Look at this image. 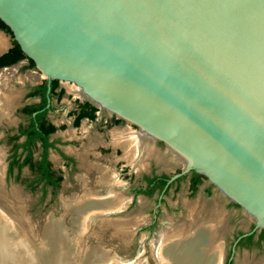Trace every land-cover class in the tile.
Masks as SVG:
<instances>
[{"label": "water", "instance_id": "95a60500", "mask_svg": "<svg viewBox=\"0 0 264 264\" xmlns=\"http://www.w3.org/2000/svg\"><path fill=\"white\" fill-rule=\"evenodd\" d=\"M0 19L41 71L30 50L97 84L264 212V0H0ZM51 217L39 232L28 229L33 264H84V251L55 259L63 247L47 240ZM98 239L84 247L107 252L104 264H137L112 260ZM154 240V260L162 264Z\"/></svg>", "mask_w": 264, "mask_h": 264}, {"label": "flooded vegetation", "instance_id": "af4514ba", "mask_svg": "<svg viewBox=\"0 0 264 264\" xmlns=\"http://www.w3.org/2000/svg\"><path fill=\"white\" fill-rule=\"evenodd\" d=\"M0 31L9 34L2 29H0ZM0 34L7 41L6 45L3 48H0V52L7 49L6 51L0 53V55H2L13 45L14 39L12 36L11 41L9 42L8 38L3 33L0 32ZM11 59L12 55L4 60H1L0 70L9 68L16 64H21V67L28 70H33L36 66L35 62L34 65L31 66L30 62L26 58H21L14 61L13 63H8V60ZM38 65L42 69L43 74L47 75L48 72L46 73L40 64ZM53 80H56V82H53ZM60 81L65 80H60L58 78H46L40 82L31 84L25 92H13L6 91L5 87L7 84L1 79L0 76V95L1 97L6 98L5 101L0 100V130L2 131L0 132V139H3V141L8 146V154H6L4 146H2L0 143V167L2 166L1 178L4 182L5 174L7 177L12 175L15 171L16 176L18 174L16 167L13 168L12 174H8L9 163L14 159H17L16 164H20L25 160L26 157L30 155L31 160L27 161L20 170V172L23 168H27L29 170L31 173V178L28 180V182L41 178L42 173L40 172V166L42 161L46 160L49 162L47 169L51 171V177L53 180H56L58 177H60L61 183L63 180L62 168L55 167L49 157L51 150L56 151L65 167H73L78 160L81 168L85 170L84 177L79 176L78 178L81 188L80 194L84 195L83 193L85 192L87 195H89V197H105L112 193H116L119 196H124L123 198L126 199L124 205L122 203L121 208L119 210H114L113 214L123 210L126 207H129L130 204L134 203L138 196H141L142 198H152L155 195L156 204L151 209L153 218L143 227V230H145L149 235L154 230L156 217L160 211V204L164 201V196L169 192L171 187L177 189L180 182L184 180L187 184L186 187L190 196H193L198 191V189L201 188L204 197H200V199H196V201H187L184 199L181 200V206L187 213L185 212L186 215L184 219L181 220V223L174 225L183 224L187 226L188 229L191 219L188 213L191 209H194L195 204H197V207L201 205L206 209L213 208L222 215L221 219L225 220L224 227L222 229L218 228L217 230L219 239L215 240V243L212 245L213 250H216L217 248L218 251H221L218 255L220 264H233L237 250H246V253L247 251L253 249L257 251L261 250V248L264 246V225H258L255 219H253L251 216L253 222H251L247 228L238 229L234 232H231V212L229 209L232 206H236V208L241 209L242 207L233 201L230 196L224 194L218 188L215 181L203 171L195 167V165L191 164L190 168L187 171H184L185 161L181 159L175 158V160L173 159L170 161L168 165H165L162 162L163 160L160 162L158 161L160 166L164 167L165 169H169V164L174 163L175 161L178 162L179 165H177V167H175V169L170 172H167L164 169L160 172H157L156 166L153 162L155 161V158L151 157L147 151H144L145 154H143V152L142 154L137 155L136 148H133L134 146L137 147L136 140L139 138H145V141L151 148H153L151 142L154 139L152 136H150L153 134L144 129L142 126H140L138 121L130 118L125 113H121L116 108L110 107L108 104L103 103L98 97L94 96V98L93 95H89L86 92L83 84L80 86V84L77 82L78 85L75 87V89L77 90L78 95L74 98L73 102L70 103V105L72 104L70 108L64 112L63 120H58L57 123H54L50 118V114L57 110L56 104L61 103L65 91V88L60 85ZM42 84H45V93L42 92ZM91 98L96 100L102 106H100ZM83 120L87 122L98 121V126L96 128L84 126L80 127V123ZM136 122L139 124L141 130L143 129V133L139 132L140 128L136 125ZM58 130H66L64 131V136H68L69 138L76 137L77 134L75 133V130H82V134L88 130H107L108 141L99 137L96 143H84L82 147L78 149H68L69 152H65L62 151L58 146L59 139L55 138L56 132ZM88 135L89 134H87L86 137H88ZM41 137L44 138L46 142H50L51 145L44 148L43 144L45 140ZM115 139L117 140L115 141ZM156 141L165 146L163 140L157 139ZM98 145L99 147H102L100 148V152H91L92 148ZM105 145L113 149V157H104V155H102L101 152ZM44 151H46L45 157H43ZM126 151L128 153H126ZM69 153L74 154L76 158L71 156ZM90 156L95 157L96 159L102 158L104 160L107 158L109 163H102L98 160H92L89 158ZM135 160L140 162L138 163ZM120 162L126 164H120ZM112 163H114V166H112ZM119 164L123 165L124 167L117 169ZM127 167L132 169V173L128 174ZM137 172L140 174L134 181L133 179H135V173ZM126 175V178L131 180L133 183L129 195H126L120 190V187L125 180L123 177ZM89 176H95V179L93 180H96L97 185H99V187L101 186L100 188L105 190L107 195L105 193L101 194L99 190H93V188L88 186L89 180L91 181ZM49 187L53 191L56 190L54 186ZM84 187L86 189H83ZM213 187L216 188L218 192H220L221 195L226 199L223 206L221 204L210 205L208 201H205V199L211 194ZM196 206L195 208H197ZM189 217L190 219H188ZM142 221L144 222L146 219L143 217V220L141 219V222ZM209 254L210 253H208V255ZM245 259L248 261L246 257Z\"/></svg>", "mask_w": 264, "mask_h": 264}, {"label": "bare ground", "instance_id": "6f19581e", "mask_svg": "<svg viewBox=\"0 0 264 264\" xmlns=\"http://www.w3.org/2000/svg\"><path fill=\"white\" fill-rule=\"evenodd\" d=\"M6 43H7L6 39L0 34V48H3L6 45ZM30 51L33 53L38 64H40V66L44 69L46 73L53 72V73L61 74L66 77H72L80 84V86H82L83 84L86 92L89 95L91 94L93 95V97L94 96L98 97L103 103L108 104L110 107L116 108L119 112L125 113L130 118L138 121L140 123V126H142L144 129H146L147 131L153 134L150 135L153 137V139L154 138L163 139L167 144V149L177 159H181L185 161L184 163L186 166L191 164H195V165L199 164L202 167H204V170L208 173V175L211 178L213 177L212 179L215 180L218 184L220 183L222 185L221 186L219 184L224 191L229 193L232 197L241 200L244 203V205L250 211H252L253 214L257 215L259 223H264V212L259 213L258 211H256V209L253 208V206L247 200H243L241 198L240 194L233 189L231 184L217 177V174L215 175V173L213 172L214 168L210 164L206 162H202L203 160L200 157H198L193 152L188 150L186 147L178 143L176 140H174L169 135L164 133L162 130L154 126L152 123L147 121L145 118H143L138 113L130 109L128 106L123 104L121 101L116 99L114 96L106 92L104 89L99 87L91 80L81 76L78 73L76 74L69 73L66 70L65 66L49 58L45 52L42 51L34 52L32 50ZM0 100L5 101L6 98L1 97L0 95ZM160 136H163L165 139ZM117 139H115V141ZM139 139L136 140L137 147L135 146L133 147L136 148L137 155L142 154L144 151H147L149 155L154 156L160 162L162 158L156 153V151L153 148L149 146V144L145 141V138L140 140ZM126 153L128 152L126 151ZM143 154H145V152ZM137 162L139 163L140 161ZM1 167H0V264H33V261L35 260V255H33L32 257L28 249L31 250V247H33L35 244L32 238L33 235L25 227L26 224L25 217L22 212L21 204L18 203V198L20 197L19 196L20 194L17 188L14 187L11 188L10 194H8L5 191L3 179L1 178V173H2ZM83 189L86 188L84 187ZM6 194L7 195L12 194V195L7 196ZM83 194L84 195L73 194L68 198H62L64 211L65 212L70 211L73 214L72 222L75 224L74 226H77V233L74 234L75 236L73 235L75 238L72 235L71 236L74 238L75 240L74 242L77 241L76 242L78 244L77 246L79 248H82V251H84L83 261H86L89 264H99V263L104 264V260L106 258L107 252H104L102 249H100L97 246L93 248L90 247L85 248L84 243L82 242L83 235H85L87 232V229L89 227L88 224L92 218V215L94 216V218L99 219L101 225H106V224L111 225L116 230L122 229L121 231H124V233L128 232V229L130 232V229H132L133 226L135 227L136 225H138V223L141 221L140 219L141 216L126 215L124 217H113L109 215V214H113L114 210H119L122 206L121 205L122 203L124 205L126 199H124L123 198L124 196L122 197V195L119 196L116 193H112L105 197H100V196L89 197L87 193L84 192ZM196 205L197 204H195V206ZM195 206L193 209L194 212L191 209L190 212L188 213V215L191 217V219L190 217L188 218L190 219V223H189L190 225L188 226V229L187 226L183 224L178 226L177 225L173 226L168 224L169 226L161 229L162 231L159 232V236H158L159 242H155L156 245L158 244V249L156 250V247L154 249L159 256V259L162 261V264H220L218 255L221 251H218L217 248L216 250H213L212 245L215 243V240L219 239L217 230L218 228L222 229L224 227L225 220L221 219L222 215L218 211H215V209L213 208L206 209L201 205L198 207L196 206L197 208H195ZM25 229L27 231H25ZM65 230H67V227L65 229V226H63L62 218H58V219L53 218L50 221V223L46 226L47 240L53 245L56 242L60 243V247L61 246L63 247V248L61 247L62 249H60L59 247L60 251L55 258L56 260L58 259V257L61 256H62L61 259H63V261H65V259H73V256L70 255V253L71 252L73 253L74 249H75V253L78 251L76 248H74L75 247L74 243L72 244L73 238H71L72 239L71 240L70 236L68 237L69 234L67 235ZM208 253L210 254L208 255ZM239 264H264V258L255 262H248L245 259L240 261Z\"/></svg>", "mask_w": 264, "mask_h": 264}, {"label": "rangeland", "instance_id": "374dc122", "mask_svg": "<svg viewBox=\"0 0 264 264\" xmlns=\"http://www.w3.org/2000/svg\"><path fill=\"white\" fill-rule=\"evenodd\" d=\"M3 33L9 40L11 41V38L13 35ZM0 76L1 79L7 84L5 89L6 91H23L25 92L28 87L33 84L40 82L43 79H46L47 76L43 74V72L35 66L33 70H28L23 67H21V64H16L14 66H11L6 69L0 70ZM60 85L65 88L63 98L61 100L60 104H56L57 110L50 114V118L54 123H57L58 120H63L64 112L70 108V103L73 102L74 98L78 95L77 90L75 87L77 84H75L72 81H60ZM98 121L93 122H87L83 120L80 123V127H92L96 128L98 126ZM68 129V128H67ZM64 131L66 130H58L56 132V137L59 139L58 146L62 151L69 152L70 149H78L82 147L84 143H96L97 139L100 137L103 140H107V130H88L84 134L81 133L82 130H75V133L77 134L74 138H69L68 136H64ZM0 132H2L0 130ZM88 137H86V135ZM102 136V137H101ZM106 137V138H105ZM1 138V137H0ZM0 143L2 146H4V149L6 151V154H8V146L3 141V139H0ZM151 145L155 151H157V154L162 158V162L165 163V165L175 160V156L168 150L163 144L158 143L156 140H152ZM100 148L98 146H95L92 148L91 152H100ZM69 149V150H68ZM159 152V153H158ZM102 155L104 157H113V149L111 147H108L105 145L102 149ZM71 156H74V154L69 153ZM49 157L53 163V165L57 168H62V174H63V180L59 184V187L53 191L50 187L46 189L45 192L41 190V185H36L33 188L29 187L28 180L31 178V173L27 168H23L19 175L16 176V171L10 175L6 176L5 174V182L4 189L5 191L10 194L11 188H17L19 191V198L18 203L21 204L22 212L25 217L26 222V228L32 229L35 233L39 232V229L44 225L46 217L51 214L54 219L62 218L63 226H65V229L67 227L66 233L68 237L70 236V239L73 238L75 233H77V226H74L75 224L72 222L73 216L71 217L70 211H64L62 208L61 198H68L73 194H80V181L79 176L84 177L85 170L81 168V165L79 161H76V164L73 167H65L60 160L58 153L56 151H50ZM155 158L154 156H151ZM76 158V157H75ZM92 160H98L102 163H109L107 158L104 159H96L95 157L90 156L89 157ZM152 159V158H151ZM150 159V160H151ZM177 159V158H176ZM156 166V171L160 172L163 169L167 172L173 171L175 167H177L178 162L170 163L169 169H165L164 167L160 166V163L155 158V161H153ZM7 164V163H6ZM120 164H126L121 163ZM118 165V168H123V165ZM112 166H114V163H112ZM128 168V174L132 173V169L130 167ZM6 170V167H5ZM6 173V171H5ZM140 173H135V179L139 176ZM91 181L89 180L88 186L94 189L99 190L101 194L105 193V190L101 189L99 185H97L95 176H89ZM126 176L123 177L125 179L122 183V186L120 187V190L125 193L126 195H129L131 192V186L133 183L131 180L127 179ZM186 182L182 180L177 187V189H174V187H171L169 192L164 196V201L160 204V211L156 217V224L154 226V230L148 235L145 230H143V227L146 225V223L150 222L153 218V214L151 212V209L155 206V195L152 198H142L141 196H138L137 199L134 201L133 204H130L129 207L124 208L123 210L118 211L115 214H109L113 217H124L126 215H137L141 216V219L143 220V217L146 219V221H142V223H138L139 226L135 228V230L128 229V232L124 233V231L116 230L111 225H101L99 222V219L94 218L92 215V218L89 222V227L87 229V232L85 235H83L82 242L87 245L95 244L96 239L100 240L101 246L105 250H109L110 256L113 259H116L117 261L121 263L129 262V261H137V264H156L155 258L152 253V241L159 242V232L162 231L161 229L169 226L168 224H172L173 226H176L174 224L181 223V220L184 219L186 215V211L181 206V200H187V201H196V199H200V197H204L202 194V189L199 188L198 191L193 195L190 196L188 193V189L186 187ZM3 188V187H2ZM7 195V194H6ZM12 195V194H11ZM7 195V196H11ZM205 201H208L210 205L215 204H221L223 206L226 199L221 195L220 192L216 188H212L211 194L209 197L205 199ZM229 211L231 212L230 217V227L231 232H234L238 229H245L247 226L253 222L252 217L249 214H245V212L241 208H236V206L230 207ZM186 212V213H185ZM68 213H71L70 215H67ZM65 215L66 218H65ZM73 215V214H72ZM71 217V219H70ZM98 220V221H97ZM71 222V223H70ZM183 222V221H182ZM73 228L71 231H69L68 228H71L69 226H72ZM178 226V225H177ZM134 227V226H133ZM69 231V232H68ZM158 231V232H157ZM156 232L158 234H156ZM71 233V234H70ZM73 233V234H72ZM73 237H72V236ZM155 235H157L155 237ZM85 236V237H84ZM75 238V237H74ZM72 240V244L74 243L75 247L78 251L81 252L82 248H79L77 245V241ZM96 238V239H94ZM232 239V237H231ZM230 239V240H231ZM86 246L85 248H87ZM156 250L158 249V244L155 243ZM73 248V249H74ZM89 248V247H88ZM90 248H93L91 246ZM80 250V251H79ZM246 250H237L235 259L233 261V264H236V262L239 260L245 259V257L248 259V261H256L264 258V246L261 248V250H250L245 252ZM75 253V250L73 251ZM147 260V262L145 261ZM237 260V261H235ZM238 261V263H239ZM237 263V264H238ZM84 264H89L88 262L84 261ZM100 264V263H99Z\"/></svg>", "mask_w": 264, "mask_h": 264}, {"label": "trees", "instance_id": "16d2710c", "mask_svg": "<svg viewBox=\"0 0 264 264\" xmlns=\"http://www.w3.org/2000/svg\"><path fill=\"white\" fill-rule=\"evenodd\" d=\"M0 29L5 30L6 32L12 34L10 28L0 19ZM10 55H12V59L8 60V63H13L14 61L21 59V58H26L29 62L30 65H34V61L32 58L28 57L21 49L20 45L17 43V41L13 40V45L8 49L7 52L3 53L2 55H0V61L4 60L8 57H10ZM53 82H56V80H53ZM42 92L45 93V84H42ZM42 138V137H41ZM44 139V138H42ZM45 140V139H44ZM51 145L50 142H46V140L44 141V148H46L47 146ZM44 156H46V151H44ZM31 160L30 155L28 157L25 158V160L20 163V164H16L17 163V159H14L13 161H11L9 163L8 166V174H12L13 172V168L16 167L17 168V172L19 174L21 168L26 164L27 161ZM47 165H49V162L46 160L42 161V164L40 166V172L42 173V176L40 179L34 180L29 182V187L33 188L36 185H41V190L43 192L46 191V189L49 186H54L55 189H57L59 187L60 184V180L61 178L58 177L56 180H53V178L51 177V171L47 169ZM17 174V175H18Z\"/></svg>", "mask_w": 264, "mask_h": 264}]
</instances>
